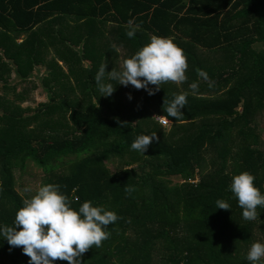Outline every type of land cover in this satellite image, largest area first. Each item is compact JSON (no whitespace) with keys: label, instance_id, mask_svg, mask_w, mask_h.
Here are the masks:
<instances>
[{"label":"trees","instance_id":"trees-1","mask_svg":"<svg viewBox=\"0 0 264 264\" xmlns=\"http://www.w3.org/2000/svg\"><path fill=\"white\" fill-rule=\"evenodd\" d=\"M108 12L106 20L141 21L142 30L155 36L221 50L230 65L215 72L180 47L194 61L196 74L198 69L207 73L208 79L197 84H211L220 94L202 97L187 92L188 86L179 92L161 85L149 95L160 116L166 115L164 99L187 95L183 117H167V127L146 115L140 121L124 115L119 90L109 97L85 96L78 104L50 97L31 115L0 97V225L13 226L29 198L15 189L14 173L29 161L44 170L42 185H59L73 209L91 201L120 217L105 229L110 238L83 254L81 264H251L246 259L251 244L264 243V208H257L256 220H244L230 185L233 176L248 172L264 195V141L257 124L264 114V47L259 48L264 0H0V42L11 50L10 32L31 34L39 23ZM171 27L181 34L172 36ZM23 68L18 66L21 73ZM110 68L117 70L106 66V71ZM117 118L128 125L121 127ZM151 134L159 140L144 154L131 149L136 137ZM117 159L123 163L112 173L107 163ZM136 162L148 165L141 178L128 167ZM170 175L184 181L171 184ZM217 200L231 209L217 208ZM29 259L0 237V264H29Z\"/></svg>","mask_w":264,"mask_h":264},{"label":"clouds","instance_id":"clouds-1","mask_svg":"<svg viewBox=\"0 0 264 264\" xmlns=\"http://www.w3.org/2000/svg\"><path fill=\"white\" fill-rule=\"evenodd\" d=\"M128 27L126 35L133 38L139 25L129 20ZM187 69L188 61L183 49L168 38L154 35L148 44L123 60L119 71L112 69L108 72L106 64H102L94 81L104 97L111 96L115 91L113 84L105 83L106 78L125 87L131 85L137 90L144 89L151 96L160 90L162 84L180 85L186 82ZM197 72L208 79L203 70L198 69ZM191 88L195 92L197 85L193 83ZM128 98L131 100L130 94ZM186 104L187 95L184 93L175 95L171 101L164 99L163 111L166 115L154 118L167 126L171 122L167 117L175 121L183 117L182 109ZM117 122L121 127L128 125L118 118ZM154 140H159L156 134L140 135L132 142L131 149L144 154ZM254 181L252 174L242 172L233 176L230 185L246 221L256 220L259 215L257 208H264V195ZM71 203L69 197L60 191L59 185H39L35 194L23 200V206L15 214L13 226L0 225V237L6 239L11 248H22L23 254L30 258L29 264H54L55 261L81 264L83 254L94 247H102L103 242L110 238V233L105 229L120 217L114 211L93 206L91 201L83 202L78 210L73 209ZM216 206L223 210L231 209L224 200H217ZM246 259L251 264L264 261V243H252Z\"/></svg>","mask_w":264,"mask_h":264},{"label":"crops","instance_id":"crops-1","mask_svg":"<svg viewBox=\"0 0 264 264\" xmlns=\"http://www.w3.org/2000/svg\"><path fill=\"white\" fill-rule=\"evenodd\" d=\"M123 14L128 15V13ZM111 15L112 12H108L102 16L87 19L68 16L63 19H53L50 23H39L33 28L31 34L30 31L23 32L20 36L14 32L8 33L7 46L11 50H7L0 42V97L6 99L33 98L35 94L30 90L24 93L17 91L15 84L23 81L35 82L40 87L44 86V90L39 91L44 92L47 97L70 98L79 95L92 97L101 95L94 81L100 66L106 64L107 68L115 67L119 71L123 60L130 58L148 44L154 36L150 30H142L141 21H139L135 23L139 25L135 36L129 38L126 35L129 30L128 22L103 18L111 17ZM171 29H173L172 36L181 34L180 30L177 31L173 27ZM32 34L33 38L18 48ZM169 39L174 43L179 42L178 45L191 54L200 67H204V70L210 68L216 72L230 65L229 58H224L221 50H206L202 45L189 39L183 41L178 37ZM220 53L223 55L220 56ZM211 54L213 55L210 56ZM188 58L194 67L193 74L187 72L189 81L187 91L202 97L212 96L214 92L220 94V90H214L200 82L197 84V81H205V79L198 73L196 74L194 61ZM18 66L19 68L24 66L23 73L19 71ZM112 69L114 68L107 71L110 72ZM105 83L113 84L115 91L119 90L122 96L129 88V86L115 85L114 80L107 78ZM193 83L197 85L195 92L190 90ZM33 87H35L34 84ZM85 89L88 92L85 93ZM18 107L22 109L21 111L28 109V106L24 107L21 104Z\"/></svg>","mask_w":264,"mask_h":264},{"label":"rangeland","instance_id":"rangeland-1","mask_svg":"<svg viewBox=\"0 0 264 264\" xmlns=\"http://www.w3.org/2000/svg\"><path fill=\"white\" fill-rule=\"evenodd\" d=\"M177 46L179 42L175 43ZM181 47V46H180ZM264 46H260L259 48H263ZM264 49V48H263ZM211 54L210 56H212ZM223 55V53H220V56ZM188 60V69L187 72L189 71L190 73L193 74V65H191V60L187 57ZM186 72V76H187ZM33 84L35 87H33ZM16 89L17 91L24 93L27 91L34 92V97L33 98H24V97H15L9 100L12 101V103L17 106L16 108L21 109L18 107L19 104L22 106H28L27 108L30 110L28 111H22V114L28 115L31 112H33V109L35 108L36 105L40 103H46L50 101V97L45 96L46 94L44 92H40L39 90H44V86H38L37 83L35 82H17L16 84ZM120 85V84H119ZM163 87L166 88H172L176 89L179 92H183L188 86L186 82L183 84L177 85L174 83H166L162 84ZM150 87V86H149ZM128 90V91H127ZM125 90V95L121 96V99L118 101L119 106L121 107L120 110L123 111V114L127 116H135L136 120L140 121L142 119L143 115H146L149 118H153L154 116H157L158 109L154 105L153 101L149 98V95L147 91L143 90H137L135 88H132L131 85H129V88ZM187 91V90H186ZM188 92V91H187ZM129 94L131 95V100L128 98ZM209 95V94H208ZM219 94H215V92L212 94V97H216ZM79 98V101H76L74 97L69 98V102L71 103H81L86 100L85 96H77ZM93 100V98H91ZM22 110V109H21ZM2 113H0L1 115ZM20 115V114H19ZM31 115V114H30ZM60 113L56 115L57 118H59ZM44 118H47L45 116ZM54 118V116H53ZM1 123V122H0ZM36 124L35 122H32V124H29L27 128H30L32 125ZM38 124V123H37ZM257 124L259 126V134L262 135V139L264 141V115H259L257 119ZM171 122L169 125L170 126ZM164 126V127H167ZM172 127V126H171ZM171 127L169 128V131L171 130ZM75 158V157H73ZM123 162L115 160L114 162H108L107 166L109 170L112 173H115L118 169L117 164H122ZM129 168H134L138 173L140 174V178L144 176L148 172V165L145 162H136L128 166ZM15 189L23 195L24 197H30L31 195L35 194V190L39 185H42V182H44L45 175H44V170H41L37 166H35L33 163L27 161L26 165L24 166L22 171L15 170ZM166 178L169 179V182L171 184H179L183 182L184 180L176 175V176H166ZM26 189H31L32 191H26Z\"/></svg>","mask_w":264,"mask_h":264},{"label":"built area","instance_id":"built-area-1","mask_svg":"<svg viewBox=\"0 0 264 264\" xmlns=\"http://www.w3.org/2000/svg\"><path fill=\"white\" fill-rule=\"evenodd\" d=\"M155 120L157 121V119H156V118H155ZM157 122H158V121H157ZM158 123H159V122H158ZM159 124H160V125H162V126H165V125H163V124H161V123H159ZM169 124H170V123H169ZM169 124H168V125H169Z\"/></svg>","mask_w":264,"mask_h":264}]
</instances>
